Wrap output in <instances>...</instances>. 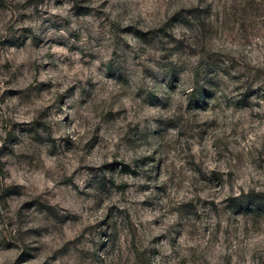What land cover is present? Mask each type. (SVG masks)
<instances>
[{"label":"rangeland","instance_id":"obj_1","mask_svg":"<svg viewBox=\"0 0 264 264\" xmlns=\"http://www.w3.org/2000/svg\"><path fill=\"white\" fill-rule=\"evenodd\" d=\"M0 264H264V0H0Z\"/></svg>","mask_w":264,"mask_h":264}]
</instances>
